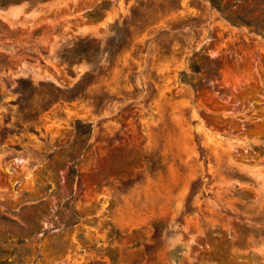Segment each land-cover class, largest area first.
Instances as JSON below:
<instances>
[{
	"label": "rangeland",
	"instance_id": "obj_1",
	"mask_svg": "<svg viewBox=\"0 0 264 264\" xmlns=\"http://www.w3.org/2000/svg\"><path fill=\"white\" fill-rule=\"evenodd\" d=\"M6 1L0 264H264V0Z\"/></svg>",
	"mask_w": 264,
	"mask_h": 264
},
{
	"label": "trees",
	"instance_id": "obj_2",
	"mask_svg": "<svg viewBox=\"0 0 264 264\" xmlns=\"http://www.w3.org/2000/svg\"><path fill=\"white\" fill-rule=\"evenodd\" d=\"M214 6H217L221 0H210ZM7 0L4 5L13 3ZM92 43L91 38L81 39L76 46L83 47V50L89 48ZM82 49V48H81ZM88 75L84 76L78 83L69 88H63L54 83L40 82L37 85L33 81L25 78L18 80L16 93L18 98L13 104L18 106V111L22 119L26 122L34 121L49 108L61 102H73L81 97L85 89L93 83L87 80ZM105 96V94H102ZM38 98L39 103L35 105ZM11 132V129L5 127L0 131L1 141L5 140Z\"/></svg>",
	"mask_w": 264,
	"mask_h": 264
}]
</instances>
